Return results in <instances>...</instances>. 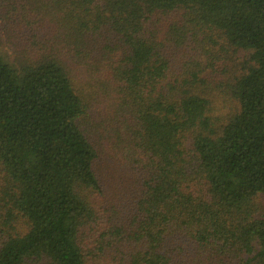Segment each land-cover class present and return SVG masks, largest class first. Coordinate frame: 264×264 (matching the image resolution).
Wrapping results in <instances>:
<instances>
[{
	"label": "trees",
	"instance_id": "1",
	"mask_svg": "<svg viewBox=\"0 0 264 264\" xmlns=\"http://www.w3.org/2000/svg\"><path fill=\"white\" fill-rule=\"evenodd\" d=\"M0 264H264V0H0Z\"/></svg>",
	"mask_w": 264,
	"mask_h": 264
},
{
	"label": "rangeland",
	"instance_id": "2",
	"mask_svg": "<svg viewBox=\"0 0 264 264\" xmlns=\"http://www.w3.org/2000/svg\"><path fill=\"white\" fill-rule=\"evenodd\" d=\"M1 39H2V36H1ZM0 51L4 55V57H6V58H7V56L9 57V55L11 54L9 47L3 41V39L0 41ZM263 201H264V199H263Z\"/></svg>",
	"mask_w": 264,
	"mask_h": 264
}]
</instances>
